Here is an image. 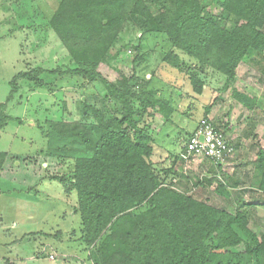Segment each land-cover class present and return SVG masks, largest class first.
<instances>
[{"label":"trees","instance_id":"trees-1","mask_svg":"<svg viewBox=\"0 0 264 264\" xmlns=\"http://www.w3.org/2000/svg\"><path fill=\"white\" fill-rule=\"evenodd\" d=\"M224 3L235 17L231 27L205 12L200 0H62L49 21L71 57L65 70L49 72L84 80L82 91L94 83L106 91L100 105L80 98V120L52 124L47 145L49 154L68 164L65 171L46 176L59 180L67 196L77 194L80 240L94 264H213L217 256L227 263L220 260L216 264H264V233L259 236L249 227L247 207L252 202L223 192L236 172L224 173L228 184L215 172L192 182L194 188L216 183L212 194L221 196L227 206L212 204V195L198 199L190 194L187 184L191 181L183 171L181 178L169 180L168 174L176 173L175 163L161 168L153 162L155 129L144 117L156 120L159 115L171 121L170 99L159 90L148 92L146 82L144 90L136 88L140 86L138 72L128 77L120 70L117 79L109 80L98 70L116 39L114 27L120 28L133 16L147 32L165 34L174 48L197 61L199 69L211 67L226 75L228 87L242 62L264 59V0ZM162 61L188 76L191 93L203 94L206 84L195 64L173 51ZM45 71L36 67L16 75L7 102L18 89V78L45 87ZM233 97L250 110L256 106V98L238 90H233ZM108 102H114L113 110L105 107ZM6 106L0 105V132L8 120ZM211 107L205 106V118ZM200 120L185 134L187 141ZM215 127L236 152L228 125ZM56 140L62 144L53 147ZM10 155L0 150V176ZM181 155L185 164L197 159L188 155L186 145ZM259 155L262 170L258 169L257 176L254 170L252 177L264 207V146ZM179 156L174 155L175 162ZM200 159L215 164L218 171L225 163L206 156ZM54 236L59 238L62 233Z\"/></svg>","mask_w":264,"mask_h":264},{"label":"rangeland","instance_id":"rangeland-1","mask_svg":"<svg viewBox=\"0 0 264 264\" xmlns=\"http://www.w3.org/2000/svg\"><path fill=\"white\" fill-rule=\"evenodd\" d=\"M61 2L62 0H0V105L7 103L4 113L8 116L7 124L0 132V150L10 151V156H13H9L11 159L6 161L9 167L4 166L0 188L11 183L10 176L15 177V185L24 205L19 221L28 229H33L32 238L25 236L23 240L16 242L17 250L22 254L17 264H94L87 257L88 251L80 240L81 218L76 210L77 194L67 196L59 180H51L46 176L65 171L68 166L47 152L48 141L51 143L48 133L52 124L80 120V98L100 105L106 94L100 83H94L82 91L86 87L84 80L49 72L58 68L65 70L71 61L67 48L49 24ZM224 2L225 0H200L205 12L222 19L224 24L231 27L235 17L229 14ZM153 11L156 12L155 9ZM133 18L129 17L120 28L114 27L117 28L116 39L98 70L109 80L117 79L120 70L128 77L138 72L140 86L136 88L144 90L147 86L148 92L157 93L159 90L164 97L170 99L174 110L171 121L167 122L159 115L156 120L144 117L149 124H154L156 141L152 158L161 168L170 167L164 159L166 154L169 160L170 154L178 151L182 154L187 142L185 134L196 121L204 117L205 106L212 105L208 118L221 128L228 125L230 135L234 136L237 144V151L232 158L225 162L224 168L218 171L220 173H215L224 178L227 184L228 179L224 173L238 174L235 176L238 181L233 182H241L240 189L224 187L223 192L235 199L252 202L247 207L251 218L249 227L261 236L264 233V207L258 201L260 193L252 174L255 170L257 176L258 169L262 170L259 151L264 146V59L242 62L237 68L236 80L225 88L226 75L211 67L199 69L197 61L174 48L165 34L149 33L142 22H135ZM169 51L198 67L206 84L202 95L191 93L188 76L162 61ZM36 67L46 70L42 79L47 85L35 87L34 83L18 78V89L7 102L14 77ZM233 90L256 98L255 108L250 110L235 100ZM64 102L67 103L66 109ZM113 104L114 102H108L105 107L113 110ZM170 133L175 139H168ZM57 144L62 143L56 140L53 147ZM200 162L191 160L186 163L189 164L187 168L184 161L180 163L184 176H190L191 182L187 184L189 193L198 199L212 195V204L217 202L226 205L220 201L221 196L212 194L216 183L211 187H192V182L202 174L205 175L203 170L209 166L203 164L202 168ZM182 171L170 172L168 179L176 180L177 174ZM25 204L29 207L26 208ZM5 222L8 226L14 225L10 220ZM58 231L62 233L59 238L54 236ZM43 243L51 245L46 252H42ZM3 250L0 249V252ZM54 252L56 260H51L49 253ZM26 255L30 258H25ZM220 260L227 263L217 256L213 264Z\"/></svg>","mask_w":264,"mask_h":264},{"label":"crops","instance_id":"crops-1","mask_svg":"<svg viewBox=\"0 0 264 264\" xmlns=\"http://www.w3.org/2000/svg\"><path fill=\"white\" fill-rule=\"evenodd\" d=\"M159 93L162 95L161 91ZM197 123H198V121L195 122V124L192 126V128H191V130H189V132L192 131L196 127ZM170 135H171V133L169 134L168 139H175V138H172V136H170ZM178 137H176V138H178ZM2 151H5V150H2ZM7 152H10V151H7ZM178 152L172 154L173 156L170 154L171 160H169L167 154L164 157L166 163H169V166H171L175 163V167L173 168L174 171L175 170L182 171L181 167H180V163L183 162L184 158L182 157L181 153L179 154ZM180 152H181V149H180ZM177 154H179L180 156L178 158V161L175 162L174 155H177ZM10 157H13V156H10ZM10 159L11 158H9V160ZM196 160L203 162V160L200 158H197ZM201 162H200V164H201L202 168H203V164H206V166L209 165V166H207V168L205 170H203V172L204 171L206 172L205 174L207 176L210 174H211V176L215 175L214 172H218V168L215 167V164H212V163L207 164V163H204V162L201 163ZM188 163H190V162H188ZM224 164L222 165V168H224ZM4 166L9 167L8 162H6ZM185 166L187 168V167H189V164H187V165L185 164ZM186 168L184 167L185 173H187V170H185ZM3 173H4V170L1 172L2 175L0 176V181L3 177ZM181 174L182 173L177 174V176H176L177 179L181 178ZM202 176H204V174H202ZM202 176H201V178H202ZM236 176H238V174H236ZM188 177L190 178V176H188ZM10 178H11V180L9 179V181L11 183L7 184V186H5V188H0V249H4L3 251L0 252V263L1 264H17L18 260L21 258L20 255H22V254L20 251L17 250L18 245L16 244V242L23 240L25 238V236H27L26 238H32V235H33V234H31L33 232V229H28V227L25 226V224L23 225V222L19 221L20 220V212L22 211V209H23L22 207L24 206L22 204L23 198H20L21 196H20L19 190L16 188L15 177L10 176ZM234 180L238 181V179H235V176H234ZM240 183L241 182H238V183L232 182V183H230L229 188L240 189L239 188ZM30 194L31 193H29L28 198H30ZM28 198H26V200ZM25 207L27 208L29 206L27 204H25ZM7 211H11L12 213L8 214ZM29 218H30V216H29ZM6 220H10L11 223L14 222L15 227L13 224L11 226L6 225V222H5ZM37 232L38 231H36V234H37ZM27 234H30V235H27ZM50 246H51L50 244L43 243L42 252H46L48 247H50ZM50 254H53V253H49V255ZM54 254H56V253L54 252ZM25 258H30V257L26 255ZM54 260H56V258Z\"/></svg>","mask_w":264,"mask_h":264},{"label":"built area","instance_id":"built-area-1","mask_svg":"<svg viewBox=\"0 0 264 264\" xmlns=\"http://www.w3.org/2000/svg\"><path fill=\"white\" fill-rule=\"evenodd\" d=\"M186 147L188 155H192L193 159L206 156L212 158L215 163L226 162L235 152L233 144L221 131L216 130L215 124L208 117L200 120ZM49 258L55 259V254H50Z\"/></svg>","mask_w":264,"mask_h":264}]
</instances>
